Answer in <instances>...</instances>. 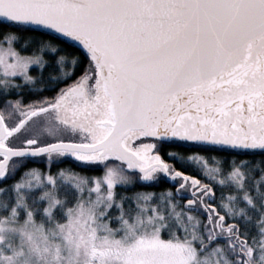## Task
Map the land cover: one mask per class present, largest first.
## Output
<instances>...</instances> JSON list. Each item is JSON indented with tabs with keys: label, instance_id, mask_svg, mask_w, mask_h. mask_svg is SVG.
Here are the masks:
<instances>
[{
	"label": "snow or ice",
	"instance_id": "6c2138e0",
	"mask_svg": "<svg viewBox=\"0 0 264 264\" xmlns=\"http://www.w3.org/2000/svg\"><path fill=\"white\" fill-rule=\"evenodd\" d=\"M0 264H264V0H0Z\"/></svg>",
	"mask_w": 264,
	"mask_h": 264
}]
</instances>
